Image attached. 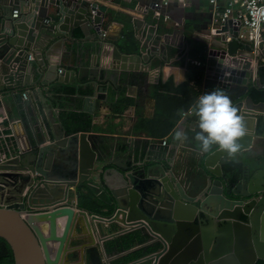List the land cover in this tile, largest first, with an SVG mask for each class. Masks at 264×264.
Listing matches in <instances>:
<instances>
[{
    "label": "water",
    "instance_id": "1",
    "mask_svg": "<svg viewBox=\"0 0 264 264\" xmlns=\"http://www.w3.org/2000/svg\"><path fill=\"white\" fill-rule=\"evenodd\" d=\"M14 1L23 4L18 19L6 15L10 3L0 0V94L11 100L12 114L30 125L25 145L0 160L1 167L24 170L2 173L7 179H0V188L15 178L29 184L22 200L0 206V237L10 246L13 264H71L73 251L93 245L110 264L103 243L115 228L140 230L143 245L151 248L128 264H255L264 259V167L242 163L232 179L224 164L236 158L216 146L201 151L194 139L197 120L169 152L161 146L152 163L145 155L153 153V143L134 147L125 136L68 132L55 114L47 116L53 107L43 91L52 82L67 83L74 71L57 74L43 53L63 31L70 36L74 26L86 39L91 29L100 35L107 7L88 0ZM237 23L228 19L210 36L199 90L202 95L219 88L230 97L246 129L240 152L254 136L264 139V102L247 94L250 85L264 87L258 72L264 66V36L255 44L239 41ZM93 42L101 46L103 41ZM111 54L121 61L120 69H138L139 54L122 53L115 44ZM98 78L90 80L101 91L102 86L95 87ZM117 150L128 154L129 163L113 159ZM69 187L85 188L113 207V214L80 208L70 201Z\"/></svg>",
    "mask_w": 264,
    "mask_h": 264
},
{
    "label": "crops",
    "instance_id": "2",
    "mask_svg": "<svg viewBox=\"0 0 264 264\" xmlns=\"http://www.w3.org/2000/svg\"><path fill=\"white\" fill-rule=\"evenodd\" d=\"M76 1L79 2V0ZM88 1H96L107 7L101 21L100 35L91 29L90 39H86L80 28L74 26L70 36L63 31L62 36L53 40L43 53V57L50 64L57 66V74L61 75L68 70L74 71L73 74L68 75L67 83L61 81L62 83L58 85L52 82L49 85V90L43 91L53 107L48 110L47 116L52 117L55 114L63 122V117L65 118L70 112L89 115L91 121L90 129L87 131L100 135L125 136L132 140L134 147L150 143L156 145L153 153L145 155L149 157V162H155L154 158L158 156V151H162L160 147L166 146L163 150H166V153L169 152L172 144L180 141L176 138L175 133L177 131H182L184 134L192 132L190 123L197 120L194 107L201 93L199 87L204 78L205 60L196 64L193 62L195 59H189L186 67L177 66L171 59L167 60V47L182 46L185 37L189 36L191 41L203 44L204 57L206 58L210 43L208 31L211 25L208 0H169L165 7L160 8L159 16L149 13V11L153 12L154 9H157L159 0ZM5 2L10 3V9L7 10L6 15L18 19L21 13L17 17H13L11 11L22 3L14 0H1V3ZM151 2L154 3V6H150ZM133 5L136 8V13L126 10ZM162 8H165L166 11L162 12ZM55 10L54 6L49 7L50 13H54ZM126 16L130 18L135 36L139 39L138 51L131 53L141 56L138 69H120L121 61H116L111 54V44L116 45L117 41H121L123 18ZM50 19L51 17L47 16L44 23L48 24ZM49 32L53 33V31ZM94 40L103 42L99 46L100 43L95 44ZM92 55L95 57L93 62ZM60 69L61 72H59ZM93 76L99 77L95 81V87L102 86L103 90L97 91L96 88H93L90 80ZM76 78L78 81L74 83L72 80ZM184 81L185 84H182ZM192 88L197 91L195 100L187 109L180 111L175 104L185 99V92L191 98ZM52 92L56 93L52 94ZM123 95L127 97L129 103L121 111L116 112L115 109L113 111L112 105L115 108ZM37 101L39 102V97H37ZM11 110V100L4 99L0 94V113H2L0 121L4 119V122L0 124V129L5 132L9 127L11 128L13 135L10 140L15 148L16 140L17 143L25 145V130L26 126L30 124L22 123L15 114H12ZM177 113L180 114L178 121L168 129L169 123ZM74 125L75 122H68L66 126L68 132L78 131L74 129ZM163 139L165 140L164 144H162ZM118 142L124 141L119 139ZM188 148L193 150L191 147ZM231 156L239 160L241 164L264 167V139L254 136L248 149ZM112 157L118 163H129L128 154L122 153V151L117 150ZM23 171L0 166V179H7L2 176V173H21ZM15 180L16 182L0 188V206L23 199L29 184L17 178ZM80 189L79 192L77 188L69 187V199L77 206L78 193L86 194L85 197L91 195L94 198V195L85 188L80 187ZM82 189L84 190L82 191ZM94 200L99 202L100 211L104 212L101 215L110 216L113 214L115 210L113 207L101 203L96 197ZM81 221L83 222L85 219H81ZM122 229H112L113 235L103 243L105 256L109 257L110 264L126 253L142 247V244L137 243L127 250L112 244L107 246L108 242L123 234L121 233ZM86 248L87 246L83 248V252L77 249L70 254L71 264H82L81 256H83V264H85L84 251ZM137 264H141V262Z\"/></svg>",
    "mask_w": 264,
    "mask_h": 264
},
{
    "label": "trees",
    "instance_id": "3",
    "mask_svg": "<svg viewBox=\"0 0 264 264\" xmlns=\"http://www.w3.org/2000/svg\"><path fill=\"white\" fill-rule=\"evenodd\" d=\"M190 39L191 38L189 36L185 37L182 46L179 45L177 47H172V46L167 47V60L169 61L171 59V61H173L175 65L180 67H186L188 65L187 61L189 59H195V60L198 59V61L203 62L205 60L204 57L205 52L203 50V44L194 40L191 41ZM138 45H139V39L135 36L133 30V24L130 18L126 16L123 18L121 41H117L116 46L120 51H123L125 53H133L138 51ZM199 71H201L200 68ZM258 72L261 81H264V66H261ZM182 84H185V81L182 82ZM191 91H192L191 98L190 96L188 97V94L185 92L184 94L185 99L175 104V106L179 107L180 111L187 109L191 104V102L195 100L197 91L193 88L191 89ZM247 94L254 102H260V101L264 102V87H257L255 85H250L248 87ZM128 103L129 100L125 95H123V97H121V99L119 100V104L116 105L115 108L112 105V110L114 111L115 109L116 112L121 111ZM179 117L180 114L177 113L174 116L173 120L169 123L168 129L171 128V126L178 121ZM90 121H91V116L81 113H75V112H70L65 116V118L63 117V122L66 126L68 125V122H75L74 129L78 131L89 130ZM18 144L19 143H17L16 140V145ZM224 165L227 169H230L233 172L232 179H235L237 176V172L240 170L241 163L233 158L230 159L228 162H226ZM78 195H79L78 206L80 208H87L91 212H95L100 215L104 214V212L100 211V208L98 206L99 202L94 200L95 196L94 198L91 195L85 197L86 194L82 195L81 193H78ZM83 198H85V200H83ZM144 240H145V235H143L140 230H134V231L125 232L120 236L114 238L113 241L108 242L107 246L112 244V245H116L117 247H121L123 250L125 249L127 250L131 248V246L135 243L142 244V247L126 253L125 255L117 258L111 264H128L144 256V254H146L151 250L150 247H146L143 245ZM84 259H85V264H104L99 248L94 245L88 246L85 249ZM0 264H13V256L10 246L1 237H0ZM255 264H264V259H258L255 262Z\"/></svg>",
    "mask_w": 264,
    "mask_h": 264
},
{
    "label": "clouds",
    "instance_id": "4",
    "mask_svg": "<svg viewBox=\"0 0 264 264\" xmlns=\"http://www.w3.org/2000/svg\"><path fill=\"white\" fill-rule=\"evenodd\" d=\"M194 112L198 128L194 139L199 142L201 151H208L216 146L228 155H233L240 150L239 141L246 129L237 108L223 90L216 88L200 95L195 102ZM175 136L183 139L185 134L177 131Z\"/></svg>",
    "mask_w": 264,
    "mask_h": 264
},
{
    "label": "built area",
    "instance_id": "5",
    "mask_svg": "<svg viewBox=\"0 0 264 264\" xmlns=\"http://www.w3.org/2000/svg\"><path fill=\"white\" fill-rule=\"evenodd\" d=\"M168 1L159 0L158 7L154 9L153 13L159 16L160 8L166 5ZM208 3L211 15L209 37L228 19L238 20V30L235 38L239 41L255 44L264 36V0H208ZM20 13V6L13 8L11 11L13 17H17ZM229 39L230 35L227 34L225 41ZM193 62L200 64V61L193 60ZM260 62H264V59H261ZM59 72H61V69ZM23 97H25V93H23ZM188 113H190V110H188ZM12 135L10 127L5 132L0 129V160L12 157L11 149L13 145L10 140ZM164 143L165 140L163 139L162 144Z\"/></svg>",
    "mask_w": 264,
    "mask_h": 264
},
{
    "label": "rangeland",
    "instance_id": "6",
    "mask_svg": "<svg viewBox=\"0 0 264 264\" xmlns=\"http://www.w3.org/2000/svg\"><path fill=\"white\" fill-rule=\"evenodd\" d=\"M164 7H165V5H164ZM126 10H129L131 13H136V8L134 7V5L132 7L127 8ZM164 11H166L165 8H162V12H164ZM149 13H153V12L149 11Z\"/></svg>",
    "mask_w": 264,
    "mask_h": 264
}]
</instances>
